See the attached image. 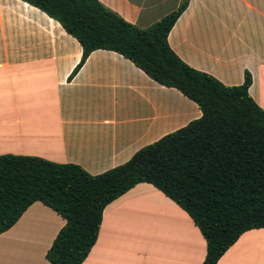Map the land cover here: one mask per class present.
Masks as SVG:
<instances>
[{"label":"crops","instance_id":"obj_1","mask_svg":"<svg viewBox=\"0 0 264 264\" xmlns=\"http://www.w3.org/2000/svg\"><path fill=\"white\" fill-rule=\"evenodd\" d=\"M147 27L181 0H98ZM179 59L225 85L250 75L264 109V0H186L166 36ZM81 55L77 40L22 0H0V155L73 163L94 175L200 116L196 104L116 52ZM64 219L39 201L0 233V264H48ZM205 241L190 217L146 182L102 209L80 264H200ZM215 264H264V227L242 232Z\"/></svg>","mask_w":264,"mask_h":264},{"label":"trees","instance_id":"obj_2","mask_svg":"<svg viewBox=\"0 0 264 264\" xmlns=\"http://www.w3.org/2000/svg\"><path fill=\"white\" fill-rule=\"evenodd\" d=\"M22 1L79 43L81 55L68 78L91 51L110 50L156 83L175 88L200 116L94 175L73 163L0 155V233L39 201L64 219L45 251L48 264H80L96 239L103 207L139 182L162 192L197 226L205 241L200 264H215L242 232L264 227V109L247 92V72L240 84L225 85L168 46L167 33L186 0L147 27L98 0Z\"/></svg>","mask_w":264,"mask_h":264}]
</instances>
